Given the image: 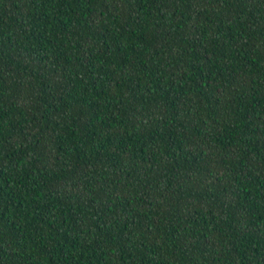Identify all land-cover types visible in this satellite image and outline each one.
<instances>
[{"label":"trees","instance_id":"obj_1","mask_svg":"<svg viewBox=\"0 0 264 264\" xmlns=\"http://www.w3.org/2000/svg\"><path fill=\"white\" fill-rule=\"evenodd\" d=\"M0 264H264V0H0Z\"/></svg>","mask_w":264,"mask_h":264}]
</instances>
